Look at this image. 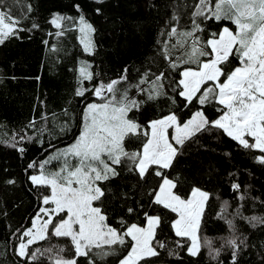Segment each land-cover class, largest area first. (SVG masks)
Masks as SVG:
<instances>
[{"label":"trees","instance_id":"obj_1","mask_svg":"<svg viewBox=\"0 0 264 264\" xmlns=\"http://www.w3.org/2000/svg\"><path fill=\"white\" fill-rule=\"evenodd\" d=\"M196 3L198 0H0V10L18 17L20 27L25 29L0 44V264H54L58 258L74 257L70 238L55 237L51 231L46 239L30 246L29 255L40 250L34 259L19 257L16 249L23 231L31 227L39 208L45 206L42 196L49 194V189L33 186L29 177L39 174V163L55 150L75 142L86 105L102 102L91 91L83 97L75 95L76 70L81 62L90 64L94 74L92 81L83 82L87 89L127 75L118 87L121 93L127 89L129 98L141 102L129 118L142 125V130L149 121L173 113L181 122L198 109L211 120L221 114L214 103L202 108L196 103L184 107L186 101L173 91V81L180 79L184 68L196 65L180 63L173 69L163 55V42L170 40L166 33L172 27L178 32L191 29ZM54 15L70 18L60 21L61 36L56 35L61 29L50 22ZM81 15L94 29L91 55L80 43ZM197 21L204 29L197 33L202 40L224 27L235 31L228 19ZM33 23L38 27L32 28ZM177 38L172 37L168 44L173 60L182 54L172 47ZM230 59L231 65L226 67L239 65L234 56ZM160 72L165 73L158 82L164 94L149 99L152 81ZM142 78L145 83L140 84ZM30 121H35L34 126L29 127ZM143 139L142 135L126 138L125 150H139ZM13 143L16 147L11 146ZM21 147L23 153L18 151ZM259 156L264 153L245 149L222 130L210 128L186 141L172 167L163 170L177 182L174 191L183 198L193 187L209 194L200 220L202 247L197 256L188 254L187 238L175 236L171 220L177 218L176 214L150 203L149 192L158 187L159 180L154 169L141 180L128 170L127 163L117 167V177L100 182L105 196L96 205L103 208L107 223L121 231V221L146 226L145 211L162 216L156 241H163L165 247L157 245L159 255L140 264H264V163L258 162ZM33 162L36 167L28 168ZM61 166L62 160H52L45 171L55 172ZM9 180L15 183L9 184ZM233 184L239 188L233 189ZM129 207L136 211L128 213ZM229 240H235L236 246L229 245ZM126 241V245H114L111 250L105 246V251L111 252L107 256H98L100 250L93 249L89 257H77L78 264H88L89 258L94 264H119L130 250V238ZM215 249H219L218 254Z\"/></svg>","mask_w":264,"mask_h":264},{"label":"snow or ice","instance_id":"obj_2","mask_svg":"<svg viewBox=\"0 0 264 264\" xmlns=\"http://www.w3.org/2000/svg\"><path fill=\"white\" fill-rule=\"evenodd\" d=\"M76 7L79 9V5ZM194 8L190 30L178 32L176 27H172L166 33L170 40L163 42V55L173 69L179 67L180 63L196 65L195 68H184L179 73L180 79L173 81L176 85L173 91H178V95L186 101L184 107L196 103L202 108L214 103L217 105L216 111L221 114L211 120L198 109L188 120L181 122L173 113L149 121L147 128L142 130V125L129 118V113L133 109L138 110L141 102L129 98L127 89L121 93L118 87L127 80V75L87 89L83 87V82L92 81L94 74L90 71V64L81 62L76 70L78 86L75 95L83 97L85 92L91 91L102 102L86 105L83 110L84 123L75 142L65 149L55 150L39 163V174L29 177L33 186L49 189V194L42 196V205L52 207L41 206L32 219L31 227L23 231L21 243L16 249L19 257L34 259L40 250L29 255L30 246L38 240L46 239L50 231L55 237L70 238L74 248L73 258L61 257L55 260V264H78L76 258L89 257L93 249L100 250L96 255L107 256L111 252L105 251V246L111 250L114 245H126V238L131 240L130 250L119 260V264H140L142 260L157 257V245L165 247L163 241H156L157 229L163 223L162 216L145 211L146 226L136 223L128 225L121 221V231L107 223L108 217L103 208L96 205L105 196L100 182L117 177V167L126 163L128 170L137 173L141 180H145L154 169V175L159 180L158 187L149 192L150 203L176 214L177 218L171 220L175 236L190 240L188 254L198 255L202 244L197 233L209 194L193 187L191 194L183 198L174 191L177 182L163 170L172 167L180 147L186 141L210 128L222 130L245 149L252 148L264 153V0H215L214 4L213 0H198ZM197 18L216 21L228 19L235 25V31L224 27L220 32L212 33L209 38L202 40L197 33L204 29ZM64 19L70 18L54 15L50 21L61 29L56 33L57 36L63 35L60 21ZM20 22L10 12L0 10V44L25 31L20 27ZM79 23L82 34L80 43L84 51L91 55L94 46L88 34L94 29L85 22L82 15ZM37 27L33 23L32 28ZM172 37H178L172 47L182 53L176 60L171 58L168 49ZM233 56L239 65L226 67L231 65L230 58ZM205 57L207 59H202ZM127 71L125 69V73ZM164 77L163 72L156 75L149 99L164 94L161 91L163 85L158 83ZM143 83L145 80L142 78L140 84ZM136 87L139 88V85ZM34 124L35 121H30L29 127ZM141 135L144 139L140 149L126 151L125 139L131 136L139 138ZM246 137L252 138L254 143H250ZM11 146L16 147V144ZM18 151L23 153L24 149L21 147ZM256 159L264 163V156ZM52 160H62V166L58 171L46 172L45 165ZM34 167L35 162L28 165V168ZM7 182L15 183L14 180ZM232 187L238 189L239 185L233 184ZM127 211L131 214L136 209L129 207ZM24 238H27L26 242ZM227 243L236 246L235 240ZM177 244L181 246L179 240ZM214 251L218 254L219 249ZM88 264H94V261L89 258Z\"/></svg>","mask_w":264,"mask_h":264},{"label":"rangeland","instance_id":"obj_3","mask_svg":"<svg viewBox=\"0 0 264 264\" xmlns=\"http://www.w3.org/2000/svg\"><path fill=\"white\" fill-rule=\"evenodd\" d=\"M81 27V26H80ZM92 33H93V31L92 32H90L89 34H88V36H89V39L92 41ZM80 34H81V32H80ZM81 38H82V34H81ZM81 38H80V40H81ZM83 123H84V119H83ZM170 132L172 131L171 129L169 130ZM246 139H252V138H250V137H246ZM74 143V142H73ZM174 143V142H173ZM252 143H254V141L252 140ZM68 147V146H67ZM66 148V147H65ZM64 148V149H65ZM205 206V205H204ZM45 207H52L51 205H47V206H45ZM202 217V216H201ZM45 219H46V217H45ZM54 219H56V220H58V218L57 217H54ZM50 229H51V226H50ZM197 235H198V237H199V229H198V233H197ZM26 240H27V238H26ZM39 241V240H38ZM189 241V246H190V244H191V241L190 240H188ZM37 242V241H36ZM54 264H55V262H54Z\"/></svg>","mask_w":264,"mask_h":264}]
</instances>
